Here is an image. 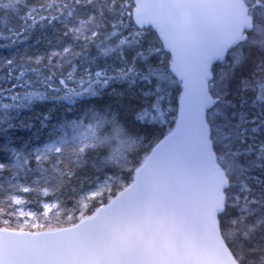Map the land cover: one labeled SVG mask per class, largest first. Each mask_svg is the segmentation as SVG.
<instances>
[{
  "label": "snow or ice",
  "instance_id": "1",
  "mask_svg": "<svg viewBox=\"0 0 264 264\" xmlns=\"http://www.w3.org/2000/svg\"><path fill=\"white\" fill-rule=\"evenodd\" d=\"M0 264H264V0H0Z\"/></svg>",
  "mask_w": 264,
  "mask_h": 264
}]
</instances>
